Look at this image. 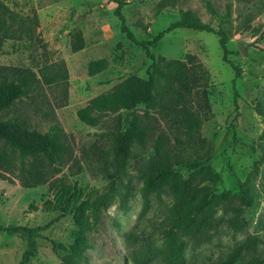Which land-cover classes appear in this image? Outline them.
I'll return each instance as SVG.
<instances>
[{"label": "rangeland", "instance_id": "1", "mask_svg": "<svg viewBox=\"0 0 264 264\" xmlns=\"http://www.w3.org/2000/svg\"><path fill=\"white\" fill-rule=\"evenodd\" d=\"M124 1L121 12L138 42L150 40L177 22L181 11L190 12L214 33L174 29L151 49V59L121 32V22L114 13L116 4L111 0H0L8 12L5 20L13 17L7 21L13 37L0 46V65L37 71L42 66L64 63L68 74L66 86L60 82L42 86L31 97L17 102L9 115L40 133L57 125L68 149L58 172L47 171L45 185L24 188L17 173H4L0 178V225L32 228L51 222L37 239V257L30 264H62L73 243L71 232L76 229L73 210L62 215L58 205L56 191L64 184L75 186L79 197L76 207L84 200L105 198L106 206L99 204L95 219L88 213L87 238L91 246L80 264H134L132 256L146 245L161 249V228L171 201L165 194L162 200L151 197L148 209L142 212V184L137 168L147 153L132 146L128 163L117 175L116 190L110 189L115 167L108 149L117 123L115 115L90 127L76 113L90 99L125 78L145 77L157 62L161 65L163 60L195 56L209 76V111L201 134L212 149V172L222 182L216 192L234 193L237 180H248L254 200L246 209L241 229L222 226L209 241L198 246L189 240L181 264L218 263L248 237L256 238L255 256L264 264V0ZM32 19L37 20V25ZM21 25L29 30L22 32ZM78 31L83 48L74 52L72 44ZM218 31L227 36L228 60L240 70L239 77L223 61L220 37L215 33ZM98 60L105 61L104 69L90 75L89 64ZM139 108L142 114L144 106ZM128 184L134 186L133 196L122 208L119 199ZM25 248L19 236L0 232V264H18ZM249 260L246 255L237 264H247ZM149 264L162 262L154 258Z\"/></svg>", "mask_w": 264, "mask_h": 264}, {"label": "trees", "instance_id": "2", "mask_svg": "<svg viewBox=\"0 0 264 264\" xmlns=\"http://www.w3.org/2000/svg\"><path fill=\"white\" fill-rule=\"evenodd\" d=\"M111 1L116 4L114 13L121 22V32L141 46L151 59V49L156 48L164 35L174 29L214 33L212 28L201 24L190 12L181 11L177 22L150 40L138 42L128 30L121 12L125 1ZM5 16H8L7 9L0 5V46L4 40L13 37L10 23L7 22L13 17L5 20ZM32 21L33 25H37V20ZM19 28L22 32L29 30L24 25ZM215 33L220 37L223 61L233 68L235 77H239L240 70L228 60L227 36L221 31ZM82 48L83 38L78 31L72 51ZM104 67V60L93 61L89 64L88 73L95 75ZM208 78L207 71L196 62L195 56H187L185 60H163L161 65L155 63L152 72L145 77L125 78L90 99L76 113L77 118L90 127H97L104 117L115 115L117 123L108 149L115 167L110 189L116 190L117 175L128 163L131 147L136 146L147 153L137 168L142 184V212L148 209L151 197L162 200L165 194L170 198L171 206L160 233L161 249L155 250L146 245L144 250L132 256L134 264H149L154 258H159L162 264H181L189 240L198 246L209 241L222 226L232 230L241 229L246 209L253 205L254 196L248 180H237V191L234 193L227 190L216 192V187L222 182L212 172V149L201 134V126L209 111L206 91ZM67 79L64 63L42 66L37 71L0 65V178H4V173H17L21 186L32 189L48 182V170L58 172V166L68 149L61 129L53 125L48 132L40 133L30 130L23 120L9 115L22 98L31 97L42 86L59 82L66 86ZM234 102L238 110L236 99ZM140 106H144L142 114L139 112ZM227 134L225 141L229 145ZM75 191V186L64 184L56 191L62 215L73 210L76 227L71 232L73 243L68 247L62 264H80L83 261L84 252L91 246L87 238L90 228L88 213H92L95 219L99 204L106 206L102 197L92 202L84 200L76 207L79 197ZM133 191L134 186L125 185L119 199L122 208L127 207ZM48 205L53 206L52 202ZM51 224L32 228L0 225V232L17 235L26 244L18 264H30L32 259H36L37 239ZM256 247V238L248 237L233 248L225 259L213 264H237L246 255L250 259L247 264H261L260 258L255 256Z\"/></svg>", "mask_w": 264, "mask_h": 264}, {"label": "water", "instance_id": "3", "mask_svg": "<svg viewBox=\"0 0 264 264\" xmlns=\"http://www.w3.org/2000/svg\"><path fill=\"white\" fill-rule=\"evenodd\" d=\"M241 52L244 53V51L241 49Z\"/></svg>", "mask_w": 264, "mask_h": 264}]
</instances>
